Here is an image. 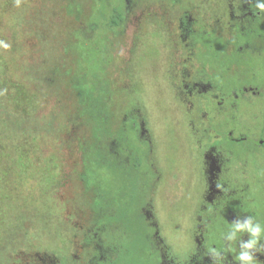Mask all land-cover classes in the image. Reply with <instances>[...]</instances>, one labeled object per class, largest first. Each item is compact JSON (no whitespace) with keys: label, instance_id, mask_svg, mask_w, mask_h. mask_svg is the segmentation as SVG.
<instances>
[{"label":"rangeland","instance_id":"1","mask_svg":"<svg viewBox=\"0 0 264 264\" xmlns=\"http://www.w3.org/2000/svg\"><path fill=\"white\" fill-rule=\"evenodd\" d=\"M170 1L21 0L17 6V0H0V40L11 45L0 49V256L11 261L20 251L60 246L69 237L61 227L65 213L77 203L81 207L90 192L81 180L80 147L83 141L88 145L90 132L76 119L71 88L78 68L91 77L99 70L103 81L109 126L97 142L100 151L107 153L110 132L135 110L156 161L185 164L186 103L173 81L176 41L170 23L194 0H177L174 11ZM111 7L123 12L118 26L109 19ZM130 144L142 159L146 145L136 136ZM139 166L132 176L143 173ZM109 172L115 175L109 168L99 172L106 189L114 184ZM141 186L133 181L129 192ZM190 188L173 200L175 210L163 204L164 196L157 199L164 235L176 249L187 244L185 226L195 210Z\"/></svg>","mask_w":264,"mask_h":264},{"label":"flooded vegetation","instance_id":"2","mask_svg":"<svg viewBox=\"0 0 264 264\" xmlns=\"http://www.w3.org/2000/svg\"><path fill=\"white\" fill-rule=\"evenodd\" d=\"M176 3L170 1L173 11ZM254 5L255 0H194L170 23L173 81L186 103L185 164L156 161L139 113H127L123 128L110 132L107 153L96 146L92 186L81 176L90 192L81 207L77 203L65 213L61 227L69 237L44 252L20 251L11 261L0 256V264H214L212 249L221 252L222 264H239L238 245L229 247L222 233L238 215L264 224V13ZM132 136L147 147L142 159ZM141 164L143 173L132 176ZM102 168L115 171L109 172L114 184L108 189L101 184ZM133 181L142 185L134 195ZM188 187L195 210L185 226L187 244L176 249L164 235L157 199L164 196L163 204L175 210L173 200ZM254 258L264 264V255Z\"/></svg>","mask_w":264,"mask_h":264},{"label":"trees","instance_id":"3","mask_svg":"<svg viewBox=\"0 0 264 264\" xmlns=\"http://www.w3.org/2000/svg\"><path fill=\"white\" fill-rule=\"evenodd\" d=\"M111 8L113 13L110 14L109 19L113 25L118 26L119 23L123 21V12L121 10L117 11V7ZM102 17L104 16L100 14L98 20ZM75 75L76 76L71 79V88L77 98L76 119L82 122V126L90 132L89 139L87 140L89 141L88 145H86L84 141L80 145L82 152L81 161L84 163L85 167L83 176L85 177L88 187L92 186L91 178L95 174V162L98 159V154L96 153L97 142L101 140L100 137L102 138L107 135L109 117L105 112L107 108L103 96L106 93L101 86V82L103 83V81L99 77V70L91 77L86 70L78 68L77 74ZM101 159L104 161L107 158L102 157Z\"/></svg>","mask_w":264,"mask_h":264},{"label":"clouds","instance_id":"4","mask_svg":"<svg viewBox=\"0 0 264 264\" xmlns=\"http://www.w3.org/2000/svg\"><path fill=\"white\" fill-rule=\"evenodd\" d=\"M21 3V0H17V6ZM255 8L264 13V0H255ZM11 45L0 40V49L8 50ZM247 235L248 239L243 240L242 236ZM221 239L227 241L229 247L233 243L238 245V254L236 256L239 264H260L256 260L255 254L260 253L264 255V224L260 223L253 216H244L241 218L239 215L230 223V227L227 231L222 233ZM212 259L214 264H222L225 259L221 252L212 249Z\"/></svg>","mask_w":264,"mask_h":264}]
</instances>
